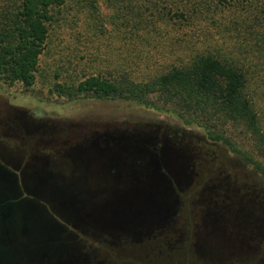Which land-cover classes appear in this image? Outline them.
Instances as JSON below:
<instances>
[{"label":"rangeland","instance_id":"1","mask_svg":"<svg viewBox=\"0 0 264 264\" xmlns=\"http://www.w3.org/2000/svg\"><path fill=\"white\" fill-rule=\"evenodd\" d=\"M41 50L29 86L0 81V166L74 185L71 235L52 263L28 248L35 264H264V178L175 113L75 91L211 55L244 73L264 133V0H65ZM217 123L264 165V146Z\"/></svg>","mask_w":264,"mask_h":264},{"label":"trees","instance_id":"2","mask_svg":"<svg viewBox=\"0 0 264 264\" xmlns=\"http://www.w3.org/2000/svg\"><path fill=\"white\" fill-rule=\"evenodd\" d=\"M18 1L14 8L8 6L0 11V81L29 86L47 38L52 11L65 0ZM246 86L244 73L231 62L196 55L186 64L173 66L152 78L136 81L126 75L118 79L91 77L79 83L75 91L85 90L99 99L118 98L158 112L175 113L184 126L202 128L206 141L226 146L264 178V165L237 146L217 123V118L222 117L264 146V133ZM60 89V93L71 95ZM25 173L17 177L13 170L0 166V264H35L34 251L28 248H37L40 255L51 257L52 263L57 258V247L71 235L65 224L74 218L69 211L74 185L68 181L54 185L53 178L47 175L36 180L38 173L25 181Z\"/></svg>","mask_w":264,"mask_h":264}]
</instances>
